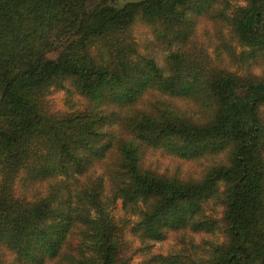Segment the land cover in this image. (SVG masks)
<instances>
[{
    "label": "trees",
    "instance_id": "trees-1",
    "mask_svg": "<svg viewBox=\"0 0 264 264\" xmlns=\"http://www.w3.org/2000/svg\"><path fill=\"white\" fill-rule=\"evenodd\" d=\"M260 60L264 0H0V264H129L126 232L145 264H264Z\"/></svg>",
    "mask_w": 264,
    "mask_h": 264
},
{
    "label": "rangeland",
    "instance_id": "rangeland-1",
    "mask_svg": "<svg viewBox=\"0 0 264 264\" xmlns=\"http://www.w3.org/2000/svg\"><path fill=\"white\" fill-rule=\"evenodd\" d=\"M117 4H122L127 1H137V0H114ZM138 28H141L138 26ZM137 31V30H136ZM145 31V29H144ZM144 31L142 30L141 33L143 34ZM225 39H231V37L228 34V29H224ZM141 33H136L137 38L141 36ZM202 42L205 41V38L203 37L201 39ZM230 42L231 46L234 47L235 51L239 53L241 51V48H239L236 42L234 41H228ZM207 54L212 61V63H219V60L216 58L214 54L213 47H209L207 49ZM167 50L162 49L159 51L158 57L164 61V56L166 55ZM227 62H224L222 66H226ZM242 65H238L237 67L231 66V71L236 72L238 74L242 73ZM252 71L255 74H258L259 76L264 78V61H256V63H253V67L251 68ZM48 100L50 102V107L52 110L55 111H67L69 109L68 104H66V95L64 91H52V93L48 96ZM77 100L74 102L76 103ZM79 105V104H78ZM159 161H155V167L159 169L160 171L166 170L170 172L175 171V166L169 162L167 159H164L163 157L158 158ZM199 167V166H198ZM181 175L187 174L186 170L181 168ZM212 213V217L214 218H220L222 216V209L218 203L211 204L207 213ZM113 214L115 215L116 219H119L121 222V226L123 228V231H128L129 227L134 224L136 221V217L127 216L124 214V212L121 209V202H117L115 208L113 209ZM126 238L129 240V250L127 251L126 258L128 256V262L129 264H145V254L139 250L138 248L141 246V243L139 241H136L134 237L131 236L128 232L125 233ZM225 241V237L223 236V232H215L212 234H205L204 232L200 233H194V232H185L184 236L181 234L175 235L174 237L168 238L163 242H156L152 245L151 251L156 254H162V255H168L175 252L180 253H204L205 248L208 250V245L210 243H221Z\"/></svg>",
    "mask_w": 264,
    "mask_h": 264
}]
</instances>
